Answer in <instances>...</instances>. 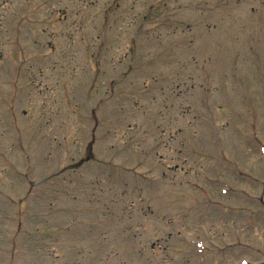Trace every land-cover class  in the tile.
Returning a JSON list of instances; mask_svg holds the SVG:
<instances>
[{"label": "rangeland", "instance_id": "374dc122", "mask_svg": "<svg viewBox=\"0 0 264 264\" xmlns=\"http://www.w3.org/2000/svg\"><path fill=\"white\" fill-rule=\"evenodd\" d=\"M0 264H264V0H0Z\"/></svg>", "mask_w": 264, "mask_h": 264}]
</instances>
